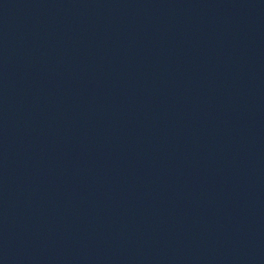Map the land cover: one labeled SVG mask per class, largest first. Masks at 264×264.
Masks as SVG:
<instances>
[{
	"label": "water",
	"instance_id": "1",
	"mask_svg": "<svg viewBox=\"0 0 264 264\" xmlns=\"http://www.w3.org/2000/svg\"><path fill=\"white\" fill-rule=\"evenodd\" d=\"M150 264H264V0H228Z\"/></svg>",
	"mask_w": 264,
	"mask_h": 264
}]
</instances>
